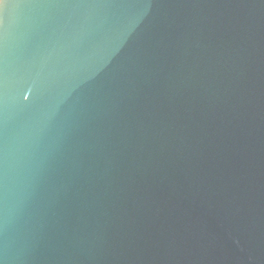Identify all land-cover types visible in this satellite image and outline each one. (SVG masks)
I'll use <instances>...</instances> for the list:
<instances>
[{
	"label": "water",
	"instance_id": "95a60500",
	"mask_svg": "<svg viewBox=\"0 0 264 264\" xmlns=\"http://www.w3.org/2000/svg\"><path fill=\"white\" fill-rule=\"evenodd\" d=\"M0 264H264V0H0Z\"/></svg>",
	"mask_w": 264,
	"mask_h": 264
}]
</instances>
